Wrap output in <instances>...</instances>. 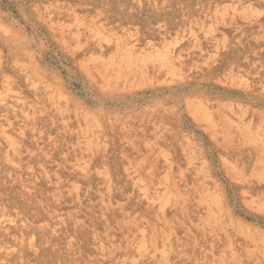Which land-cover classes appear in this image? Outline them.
Here are the masks:
<instances>
[{
  "label": "rangeland",
  "instance_id": "1",
  "mask_svg": "<svg viewBox=\"0 0 264 264\" xmlns=\"http://www.w3.org/2000/svg\"><path fill=\"white\" fill-rule=\"evenodd\" d=\"M97 261L264 264V0H0V264Z\"/></svg>",
  "mask_w": 264,
  "mask_h": 264
},
{
  "label": "bare ground",
  "instance_id": "2",
  "mask_svg": "<svg viewBox=\"0 0 264 264\" xmlns=\"http://www.w3.org/2000/svg\"><path fill=\"white\" fill-rule=\"evenodd\" d=\"M68 163V162H67ZM134 164H136V163H134ZM123 166V165H122ZM132 166V165H131ZM121 167V166H120ZM128 167V166H127ZM128 169V168H127ZM130 171V170H129ZM125 172V171H124ZM133 176V175H132ZM146 176V175H145ZM150 176V175H149ZM148 177V176H147ZM130 178V177H129ZM147 179V178H146ZM152 179V178H151ZM131 180V179H130ZM152 181V180H151ZM90 183V182H89ZM135 183V182H134ZM146 183H149V181L148 182H146ZM139 184V183H138ZM132 185V184H131ZM140 186H141V184H139ZM155 185V184H154ZM135 186V185H134ZM156 188V187H155ZM132 189V188H131ZM156 189H158V188H156ZM64 190V189H63ZM136 190H137V188H136ZM66 191V190H65ZM154 191V190H153ZM100 193V192H99ZM138 193V192H137ZM141 195V194H140ZM146 195H147V193H146ZM160 195V194H159ZM256 195H258V194H256ZM255 196V195H254ZM156 197V196H155ZM154 197V198H155ZM256 197V196H255ZM29 198V197H28ZM141 199V198H140ZM143 199V198H142ZM153 199V198H152ZM161 199V198H160ZM20 200V199H19ZM256 200H257V198H256ZM136 201V200H135ZM144 202H145V200H144ZM256 202V201H255ZM148 203V202H147ZM16 204V203H15ZM33 205V204H32ZM31 205V206H32ZM156 205V204H155ZM40 206V205H39ZM150 206V205H149ZM146 210V209H145ZM148 210H150V209H148ZM135 211V210H134ZM53 212V211H52ZM89 212V211H88ZM158 211L156 210V213H157ZM24 213V212H23ZM48 213V212H47ZM137 213H139V212H137ZM148 213V212H147ZM25 214V213H24ZM53 214V213H52ZM86 214H89V213H86ZM123 214V213H122ZM126 214V213H125ZM142 214V213H141ZM149 214V213H148ZM174 214V213H173ZM198 214V213H197ZM57 215V214H56ZM136 216H137V214H135ZM151 215V214H150ZM177 215V214H176ZM179 215H180V213H179ZM21 216V215H20ZM134 216V215H133ZM132 216V217H133ZM136 216H134V217H136ZM149 216V215H148ZM195 216V215H194ZM126 217H127V215H126ZM133 217V218H134ZM54 219H56V218H54ZM185 219V218H184ZM195 219V218H194ZM87 220V219H86ZM120 220V219H119ZM140 220V219H139ZM149 221V220H148ZM58 222H60V221H58ZM151 222V221H150ZM141 223V222H140ZM189 223V222H188ZM187 223V224H188ZM121 225V224H120ZM146 225V224H145ZM153 225V224H152ZM85 226V225H84ZM133 226V225H132ZM140 226V225H139ZM147 226V225H146ZM121 227H122V225H121ZM193 227V226H192ZM47 228V227H46ZM118 228V227H117ZM125 228V227H124ZM157 228V227H156ZM122 229V228H121ZM125 230V229H124ZM136 230V229H135ZM128 232V231H127ZM153 232V231H152ZM162 232V231H161ZM196 232V231H195ZM201 232V231H200ZM91 233V232H90ZM189 233V232H188ZM53 234V233H52ZM74 234V233H73ZM136 234V233H135ZM191 234V233H190ZM68 235V234H67ZM91 235V234H90ZM95 235H97V234H95ZM138 235V234H137ZM188 235V234H187ZM203 235V234H202ZM211 235V234H210ZM148 236V235H147ZM147 236H146V238H147ZM193 236V235H192ZM213 236V235H212ZM80 237V236H79ZM91 237V236H90ZM129 237V236H128ZM51 238H53V237H51ZM191 238V237H190ZM200 238V237H199ZM58 239V238H57ZM119 239V238H118ZM125 239V238H124ZM85 240H86V238H85ZM68 241V240H67ZM92 241H94V240H92ZM196 241V240H195ZM200 241V240H199ZM51 242H52V240H51ZM71 242H73V241H71ZM91 242V241H90ZM120 242V241H119ZM146 242H147V240H146ZM98 243V242H97ZM105 243V242H104ZM133 243V242H132ZM131 243V244H132ZM121 244V243H120ZM191 244V243H190ZM197 244V243H196ZM208 244V243H207ZM221 244V243H220ZM89 245V244H88ZM109 245V244H108ZM126 245V244H125ZM129 245V244H128ZM188 245V244H187ZM203 245V244H202ZM209 245V244H208ZM110 246V245H109ZM149 246H150V244H149ZM148 246V247H149ZM197 246V245H196ZM248 246V245H247ZM246 246V247H247ZM60 247V246H59ZM122 247H123V245H122ZM146 247V246H145ZM166 247V246H165ZM194 247V246H193ZM207 247V246H206ZM213 247H215L214 245H213ZM224 247V246H223ZM91 248V247H90ZM210 248V247H209ZM261 248V247H260ZM83 249H84V247H83ZM94 249V248H93ZM92 249V250H93ZM98 249H99V247H98ZM106 249V248H105ZM124 249V248H123ZM199 250H200V248H198ZM223 249V248H222ZM252 249V248H251ZM68 250V249H67ZM95 250V249H94ZM113 250V249H112ZM247 250V249H246ZM115 251V250H114ZM155 251V250H154ZM153 251V252H154ZM93 252V251H92ZM106 252V251H105ZM122 252V251H121ZM124 252V251H123ZM188 252V251H187ZM186 252V253H187ZM205 252V251H204ZM253 252V251H252ZM146 253V252H145ZM148 253V252H147ZM215 253V252H214ZM140 254V253H139ZM139 254H137V255H139ZM167 254H169L168 252H167ZM181 254V253H180ZM179 254V255H180ZM261 254H263L262 252H261ZM84 255V254H83ZM82 255V256H83ZM94 255H95V253H94ZM124 255V254H123ZM143 255V254H142ZM147 255V254H146ZM93 256V255H92ZM202 256V255H201ZM256 256V255H255ZM85 257V256H84ZM87 257V256H86ZM98 257V256H97ZM128 257V256H127ZM152 257V256H151ZM177 257V256H176ZM186 257V256H185ZM109 258V257H108ZM121 258V257H120ZM143 258V257H142ZM190 258V257H189ZM199 258V257H198ZM212 258V257H211ZM125 259V258H124ZM139 259V258H138ZM213 259V258H212ZM89 260H91V259H89ZM95 260V259H94ZM97 260V259H96ZM167 260V259H166ZM108 261V260H107ZM149 261V260H148ZM168 261V260H167ZM206 261H207V259H206ZM259 261V260H258ZM134 262V261H133ZM186 263H187V261H185ZM198 262V261H197ZM197 262H195V263H197ZM199 262H201V261H199ZM208 262V261H207ZM215 262V261H214ZM97 263H98V261H97ZM145 263V262H144ZM99 264V263H98ZM124 264V263H123ZM165 264V263H164ZM211 264V263H210ZM260 264V263H259Z\"/></svg>",
  "mask_w": 264,
  "mask_h": 264
}]
</instances>
